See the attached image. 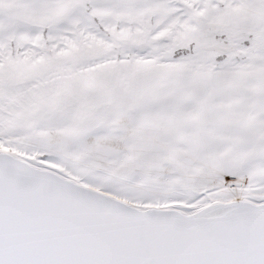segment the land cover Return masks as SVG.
Wrapping results in <instances>:
<instances>
[{"label": "snow or ice", "instance_id": "1", "mask_svg": "<svg viewBox=\"0 0 264 264\" xmlns=\"http://www.w3.org/2000/svg\"><path fill=\"white\" fill-rule=\"evenodd\" d=\"M0 264H264V0H0Z\"/></svg>", "mask_w": 264, "mask_h": 264}]
</instances>
